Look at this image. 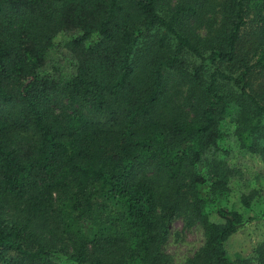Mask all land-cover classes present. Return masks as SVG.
Returning a JSON list of instances; mask_svg holds the SVG:
<instances>
[{"label":"trees","instance_id":"obj_1","mask_svg":"<svg viewBox=\"0 0 264 264\" xmlns=\"http://www.w3.org/2000/svg\"><path fill=\"white\" fill-rule=\"evenodd\" d=\"M232 105L264 162V0H0V264H165L176 212L206 234L185 264H264V239L224 248L253 217L207 210L237 173L217 154ZM199 166L211 199L186 191Z\"/></svg>","mask_w":264,"mask_h":264},{"label":"rangeland","instance_id":"obj_2","mask_svg":"<svg viewBox=\"0 0 264 264\" xmlns=\"http://www.w3.org/2000/svg\"><path fill=\"white\" fill-rule=\"evenodd\" d=\"M171 0H166V2ZM173 1V0H172ZM212 27H216L219 16H210L209 18ZM199 26L196 31L201 37H205L208 32V27ZM66 35L60 34L56 37L55 42L59 47L66 39ZM58 48V47H57ZM57 55V50L54 51ZM53 53V54H54ZM182 92L185 91V86L181 87ZM233 105L229 108V112L220 122V139L219 145L222 149L217 153L220 158H226L237 169L235 177L230 181V190L222 196H214L213 201L208 202L207 210L212 212L211 218L215 219L214 211L216 207L231 209L242 215L244 218L253 217L246 225L239 229L234 235L229 237L224 243V248L227 254L231 257L240 255L242 257L253 256L254 249L264 239V218L257 217L262 212L264 202V162L255 154L247 152L241 147L237 136L234 133L235 127ZM207 181L199 185L197 188H186L190 197L193 194L206 199H211L212 195L209 189V184L213 181L211 175L205 171L203 166L197 167ZM251 189L257 191L256 196L251 201L249 207H245L240 196L243 192ZM61 195V194H60ZM59 195V196H60ZM57 195L54 194V197ZM63 197V195H62ZM256 216V217H255ZM167 230L164 238L161 240L158 248L164 254L165 264H185L188 259H191L204 246L206 234L201 223L197 222L188 212H176L168 220ZM70 243V242H69ZM70 249V246H69ZM62 264H71L69 261ZM134 264V263H130ZM248 264H258L257 260L251 259Z\"/></svg>","mask_w":264,"mask_h":264}]
</instances>
